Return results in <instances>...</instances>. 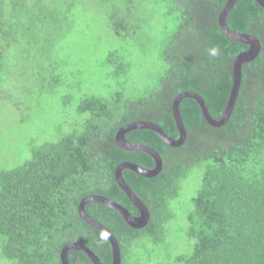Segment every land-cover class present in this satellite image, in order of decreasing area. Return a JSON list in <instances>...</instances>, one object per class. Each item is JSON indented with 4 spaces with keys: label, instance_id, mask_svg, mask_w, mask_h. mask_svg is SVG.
Listing matches in <instances>:
<instances>
[{
    "label": "trees",
    "instance_id": "16d2710c",
    "mask_svg": "<svg viewBox=\"0 0 264 264\" xmlns=\"http://www.w3.org/2000/svg\"><path fill=\"white\" fill-rule=\"evenodd\" d=\"M227 2L155 0L151 7V0H113L103 20L109 39L121 45L109 48L96 65L92 45L103 37L85 9L86 0H0V97L17 105L23 94L33 93L44 114L50 96L59 93L58 107L68 109L67 124L77 118L70 132L32 142L23 161L0 166V262L62 264L64 245L78 242L112 263L109 239L81 218L79 204L88 195H102L139 214L115 170L126 161L150 169L156 162L146 152L119 147L116 134L123 126L152 121L178 138L172 106L187 91L199 93L215 119L223 117L233 63L249 49L220 28ZM154 17L161 20L158 33ZM227 24L256 36L262 46L258 57L243 65L228 122L210 125L199 103L184 98L180 110L188 136L182 146L168 145L150 129L126 135L163 159L162 172L154 177L123 172L149 208V224L133 228L102 203L86 205L118 239L122 264L145 240H167L177 216L174 201L184 181L199 170V189L185 218L192 250L176 255L171 264H264V7L256 0H238ZM146 54L155 56L158 76L136 85L142 88L136 95L127 89L109 93L111 82L132 77ZM69 260L93 264L77 249L70 250Z\"/></svg>",
    "mask_w": 264,
    "mask_h": 264
},
{
    "label": "rangeland",
    "instance_id": "374dc122",
    "mask_svg": "<svg viewBox=\"0 0 264 264\" xmlns=\"http://www.w3.org/2000/svg\"><path fill=\"white\" fill-rule=\"evenodd\" d=\"M154 3L155 0H151V7H154ZM112 5L113 0H86L85 9L91 13V15L88 14L91 21H95L94 24L103 37L101 42L95 45H92L93 42L91 43L95 51L96 65L109 48H116L121 45L109 39L107 26L103 20L104 14ZM153 21L152 26L155 23L154 33H158L161 28V20L157 17L155 21L154 17ZM84 48L87 49L88 47L85 45ZM87 50L90 52V49ZM133 56L137 65L139 55L135 52ZM155 59L154 55L146 54L140 60L141 63L139 62L132 77L121 79L120 82L117 80L111 82L108 88L109 93L127 89L132 96L138 94L142 88L136 85H147L151 81L149 76H158L160 69L157 67V60ZM94 82L99 84L97 80ZM133 88L135 91L132 90ZM32 94H23L21 96L23 103L17 105L0 97V166L9 167L20 163L30 154L29 146L32 142L37 144L49 140L56 136L58 131L68 133L77 120L74 115L73 120L67 124L65 114L68 109H64L63 106L60 107L61 109L58 107V102L62 98L61 94L50 96L51 99L45 106L44 114H40L37 110L36 100L31 97ZM104 94L108 95V92ZM200 175V170L195 171L184 181L181 196L173 204L177 216L169 226L170 231L167 240L160 244L145 240L142 247L134 250V254L127 264H171L176 255L192 250L194 242L186 235L185 218L193 207L192 197L199 189ZM0 264L7 263L0 262Z\"/></svg>",
    "mask_w": 264,
    "mask_h": 264
},
{
    "label": "water",
    "instance_id": "95a60500",
    "mask_svg": "<svg viewBox=\"0 0 264 264\" xmlns=\"http://www.w3.org/2000/svg\"><path fill=\"white\" fill-rule=\"evenodd\" d=\"M237 1L238 0H228L223 11L220 13L219 24H220V28L227 36H229L234 40L249 45V49L240 53L236 57L233 63V87L223 117L220 120L215 119L211 115L205 99L199 93L187 91L179 94L175 98L172 106L174 119L176 121L179 130L178 138H173L172 136L168 135L159 124L152 121H146V120L134 121L123 126L122 128L119 129V131L116 134V142L119 145V147L127 151L146 152L149 155H151L156 162V166L150 169V168H145L139 164L126 161L120 163L115 170V177L119 186L126 193V195L134 204V206L138 209L139 215H135L131 213L123 205L102 195H95V194L88 195L84 197L79 204V214L81 218L88 224L102 231L109 239L113 252V261L111 264H122V254H121L119 241L114 235V233L111 231V229H109L103 223L92 217L87 212L86 205L90 202L102 203L117 211L131 227L137 229L146 227L151 219L150 210L147 207V205L142 201V199H140V197L134 192V190L128 184V182L124 178L123 172L125 169H129L145 177H154L162 172L163 159L161 155L153 147L144 143H133L129 141L126 137L127 133L136 129H150L156 132L162 138V140L168 145L172 147L182 146L186 142L188 136L187 128L184 124L180 110V104L184 98H192L199 103L203 115L210 125L215 127H220L228 122V120L230 119L233 113L238 95L240 93L241 84L243 80V65L255 60L260 54L262 48L261 42L256 36L247 33L236 32L228 26L227 16L235 6ZM256 1L262 7H264V0H256ZM71 249H77L85 253L93 264H106L101 261V259L96 255V253L91 248L87 247L84 244H80L78 242H71L64 245L61 251L62 264H70L69 252Z\"/></svg>",
    "mask_w": 264,
    "mask_h": 264
},
{
    "label": "flooded vegetation",
    "instance_id": "af4514ba",
    "mask_svg": "<svg viewBox=\"0 0 264 264\" xmlns=\"http://www.w3.org/2000/svg\"><path fill=\"white\" fill-rule=\"evenodd\" d=\"M138 210V209H137ZM138 213H139V211H138ZM139 215V214H138Z\"/></svg>",
    "mask_w": 264,
    "mask_h": 264
}]
</instances>
